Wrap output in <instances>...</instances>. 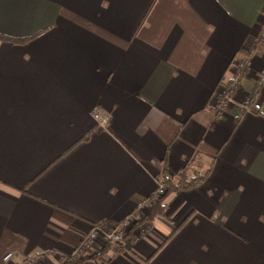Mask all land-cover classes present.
<instances>
[{
    "label": "crops",
    "instance_id": "0c3cea01",
    "mask_svg": "<svg viewBox=\"0 0 264 264\" xmlns=\"http://www.w3.org/2000/svg\"><path fill=\"white\" fill-rule=\"evenodd\" d=\"M263 8L0 0V35L11 39L0 38L4 264L39 249L60 264L91 224L142 218L158 180L181 171L207 172L119 238L120 251L77 264H264V49L250 50ZM94 110L108 114L104 126Z\"/></svg>",
    "mask_w": 264,
    "mask_h": 264
},
{
    "label": "built area",
    "instance_id": "2783aa9c",
    "mask_svg": "<svg viewBox=\"0 0 264 264\" xmlns=\"http://www.w3.org/2000/svg\"><path fill=\"white\" fill-rule=\"evenodd\" d=\"M260 39L256 42H260L261 39L264 40V9H263V22L260 25ZM255 47L254 49H256ZM256 52V51H255ZM246 61L245 58L236 59L232 65V73L231 79L233 82L231 83L232 86H236L239 83V78L241 74L244 72L246 68ZM259 74L260 80L264 79V71H260ZM248 103V98H245L243 103L241 104V109H245ZM92 117L94 118L95 122L99 126H104L108 120V114L105 112H100L97 110L92 111ZM164 191L163 185L158 183L152 197H156L157 195L161 194ZM153 198L150 197L149 201ZM148 201V203H149ZM147 202V201H146ZM144 203V204H148ZM131 219L130 217H126L122 220L119 224L111 226L109 223L106 222H96L91 224L88 229L81 235L79 242L71 249V251L67 254H62L61 259L62 262L71 259H77L84 254H89L105 243L110 242L111 245H115L114 247L110 248L108 254H114L116 252V245L118 244V238L122 235L123 231H125L128 227H130ZM106 225L110 227L108 230ZM120 228V229H119ZM142 231L140 230V233ZM13 255L12 251H7L4 253L0 258V264H4L8 261ZM46 256L47 253L44 250H35L32 253L25 255L17 264H46Z\"/></svg>",
    "mask_w": 264,
    "mask_h": 264
},
{
    "label": "trees",
    "instance_id": "16d2710c",
    "mask_svg": "<svg viewBox=\"0 0 264 264\" xmlns=\"http://www.w3.org/2000/svg\"><path fill=\"white\" fill-rule=\"evenodd\" d=\"M1 39H8L11 40L8 37H5L3 35H0ZM25 38L22 39H18V40H24ZM13 40H17V39H13ZM262 43H264V40L261 39ZM231 79V77L229 78V80ZM227 87H226V93H230L235 86H232L231 83L229 81H227ZM259 85L257 84L255 86V88H253V90L249 93L251 96L248 98V103L251 102L253 96L256 95V91L258 90ZM247 103V104H248ZM253 111L255 112H259V107H255L253 109ZM238 120V116H236L234 118V122L236 123ZM82 138H87V136H84ZM184 170V169H182ZM186 170V169H185ZM207 171H205L202 175H196V176H188L186 172L181 171V173L179 175H177L176 177H169V176H163L161 179L158 180V183H161L163 185L164 191L157 195L156 197H152V200H148V211L144 214V216L140 219H137L135 217H130L131 219V224L130 227H128L125 231H123L122 235L119 236V238H125L126 236L129 235V233L131 232V230L134 228V226L143 221L144 224L149 223L156 215H164V204H162V201L164 200V198L171 192L176 191V190H185V189H189L191 187L197 186L198 184H200L203 179L205 178V174ZM157 183V184H158ZM150 199V197H149ZM145 226V225H144ZM143 226V227H144ZM174 230L171 231V233ZM118 238V244L116 245V251H120L121 248V240ZM111 245L110 242L105 243L103 246H101L100 248H98L97 250L89 253V254H84L81 257L77 258V259H71V260H67L65 262H61L60 264H77V263H81L84 261V259L90 257V256H94V254L96 253H100L101 251H105L106 253H108V248ZM67 254V253H65ZM112 254V253H111Z\"/></svg>",
    "mask_w": 264,
    "mask_h": 264
},
{
    "label": "rangeland",
    "instance_id": "374dc122",
    "mask_svg": "<svg viewBox=\"0 0 264 264\" xmlns=\"http://www.w3.org/2000/svg\"><path fill=\"white\" fill-rule=\"evenodd\" d=\"M264 9V8H263ZM263 9H262V11H261V23L263 22ZM260 39V37L259 36H257V37H254L253 39H252V46H251V52L252 53H255V50H254V48L255 47H257L258 48V50L259 51H261L262 49H264V43H262V41H260V42H256V41H258ZM258 53V51L256 52V54ZM259 54V53H258ZM259 71H264V58L262 59V65L260 66V68H259ZM261 73V72H260ZM259 73V74H260ZM106 113V112H105ZM107 114V113H106ZM106 227H107V229L106 230H108L110 227H108L107 225H106ZM120 229V228H119ZM115 245H110L109 246V248H108V251L107 252H109V250H110V248H112V247H114ZM104 254L105 255H107V253L106 252H104ZM62 262V261H61Z\"/></svg>",
    "mask_w": 264,
    "mask_h": 264
}]
</instances>
